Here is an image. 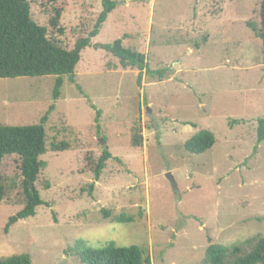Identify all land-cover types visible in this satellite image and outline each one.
Masks as SVG:
<instances>
[{"label":"rangeland","instance_id":"1","mask_svg":"<svg viewBox=\"0 0 264 264\" xmlns=\"http://www.w3.org/2000/svg\"><path fill=\"white\" fill-rule=\"evenodd\" d=\"M102 1L29 0L30 15L70 50L93 30ZM112 1L117 6L91 46L121 39L145 55L144 70L122 69L90 46L75 83L63 77L56 100L53 76L0 79V125H36L54 105L34 184L43 204L7 234L8 218L24 207L23 189L19 158L1 162L0 258L81 264L71 251L82 241L92 249L137 246L151 264H201L209 244L264 237V141L255 142L264 119V59L249 27L258 25L261 0ZM202 130L214 145L186 152L185 141ZM59 142L70 149L51 151ZM105 148L111 158L95 182L85 161ZM120 214L137 219L114 223Z\"/></svg>","mask_w":264,"mask_h":264},{"label":"trees","instance_id":"2","mask_svg":"<svg viewBox=\"0 0 264 264\" xmlns=\"http://www.w3.org/2000/svg\"><path fill=\"white\" fill-rule=\"evenodd\" d=\"M116 6L117 3L112 0H103L102 11L96 19L93 30L86 38L78 40L72 49L66 50L48 37L44 27L37 25L31 19L29 0H0V79L53 76L55 81L52 97L56 100L63 84V77H67L69 83H75V68L81 52L91 46V39L99 34L108 15ZM257 14V27L251 24L249 27L261 41L264 59V0H261ZM91 47L116 58L122 69L142 71L146 65L145 55L123 47L121 39L110 44L96 43ZM149 74L163 76L161 71H153ZM53 108L54 105L51 104L36 125H0V202L6 195L1 175V162L5 156L14 155L20 161L24 204L20 211L8 218L4 227L6 234L18 221L33 217L35 209L43 204L34 184L42 168L39 157L46 153L44 125ZM255 137L257 145L264 141V119L257 120ZM132 142L136 144L135 138H132ZM214 143L213 134L202 130L186 140L183 146L190 154H202ZM49 148L53 152L70 149L64 142L51 143ZM253 152H256L255 148ZM110 158L111 155L105 148L95 162L85 161V169L93 174L95 182L99 180ZM102 214L104 218L111 217L108 211L102 210ZM137 217L141 218V214ZM136 219V216L125 214L112 217L114 223H133ZM71 253L81 264H151L150 257L143 249L137 246L118 247L113 242L92 249L79 241ZM0 264H32V261L28 254H14L0 258ZM201 264H264V237L255 236L231 246L209 244L204 251Z\"/></svg>","mask_w":264,"mask_h":264},{"label":"clouds","instance_id":"3","mask_svg":"<svg viewBox=\"0 0 264 264\" xmlns=\"http://www.w3.org/2000/svg\"><path fill=\"white\" fill-rule=\"evenodd\" d=\"M77 238L84 240V242H85L88 246H94V243H93L92 241L88 240L87 238H85V237H83V236H81V237H77Z\"/></svg>","mask_w":264,"mask_h":264},{"label":"water","instance_id":"4","mask_svg":"<svg viewBox=\"0 0 264 264\" xmlns=\"http://www.w3.org/2000/svg\"><path fill=\"white\" fill-rule=\"evenodd\" d=\"M166 177H167V179H168V180H169L171 183H173V184H174V181H173V179H172L171 175H167Z\"/></svg>","mask_w":264,"mask_h":264},{"label":"crops","instance_id":"5","mask_svg":"<svg viewBox=\"0 0 264 264\" xmlns=\"http://www.w3.org/2000/svg\"><path fill=\"white\" fill-rule=\"evenodd\" d=\"M142 54V53H141Z\"/></svg>","mask_w":264,"mask_h":264}]
</instances>
